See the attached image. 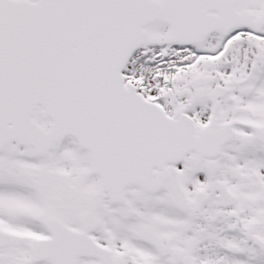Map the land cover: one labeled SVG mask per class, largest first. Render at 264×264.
<instances>
[{
	"label": "snow or ice",
	"instance_id": "obj_1",
	"mask_svg": "<svg viewBox=\"0 0 264 264\" xmlns=\"http://www.w3.org/2000/svg\"><path fill=\"white\" fill-rule=\"evenodd\" d=\"M0 264H264V0H0Z\"/></svg>",
	"mask_w": 264,
	"mask_h": 264
}]
</instances>
